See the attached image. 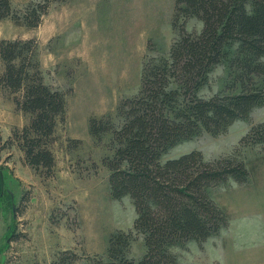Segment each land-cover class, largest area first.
Here are the masks:
<instances>
[{"label": "trees", "instance_id": "1", "mask_svg": "<svg viewBox=\"0 0 264 264\" xmlns=\"http://www.w3.org/2000/svg\"><path fill=\"white\" fill-rule=\"evenodd\" d=\"M66 1H31L16 10L11 0H0V21L11 19L35 30L52 4ZM189 18L202 22L200 32L185 30ZM171 24L177 39L167 55L146 57L138 93L121 99L115 116L88 121L96 143L110 137L109 154L102 159L110 196L129 197L135 210L132 230L112 233L105 254L88 264H178L173 247L204 242L228 225L229 215L211 198V189L230 179L238 184L249 179L246 164L233 155L211 161L199 151L165 161L162 157L175 144L204 132L223 134L264 106V0H176ZM38 57L36 38L0 40V90L27 118L6 143L19 148L23 162L37 175L50 179L56 165L51 145L68 107L66 94L44 81ZM220 65L226 69L225 93L202 96ZM249 133L259 137L254 142H264V122ZM3 190L0 171V196ZM136 235L145 246L138 260L129 256ZM77 260L67 250L52 264Z\"/></svg>", "mask_w": 264, "mask_h": 264}, {"label": "rangeland", "instance_id": "2", "mask_svg": "<svg viewBox=\"0 0 264 264\" xmlns=\"http://www.w3.org/2000/svg\"><path fill=\"white\" fill-rule=\"evenodd\" d=\"M31 1L37 0H13V7L22 10ZM175 1L84 0L79 12L88 16L87 25L79 23L76 28L84 37L93 38L87 51L79 45L76 53H54L51 41H41L38 59L44 81L66 94L68 107L66 122L57 126L51 145L56 164L53 178L37 175L23 162L19 148L6 143L11 131L21 128L27 118L0 90L4 189L0 196V264H52L67 250L78 256L75 264H88L105 254L112 233L132 230V200L110 196L108 170L102 165L109 154L110 137L96 143L88 132V121L115 116L119 101L140 90L146 57L167 55L178 35L171 24ZM60 4H52L49 10ZM201 28L196 18L185 23L189 33ZM37 31L17 26L11 19L0 21V40L37 38ZM225 79V67H216L201 95L225 93ZM263 122L264 106H258L225 133L204 132L175 144L163 155V161L191 151L201 152L209 161L233 155L250 172L246 183L230 179L211 189V198L229 215L228 225L204 242L192 240L173 247L178 264H264V142H254L259 137L249 133L252 126ZM73 140L80 144L74 146ZM144 252L142 236H134L129 256L138 260Z\"/></svg>", "mask_w": 264, "mask_h": 264}, {"label": "crops", "instance_id": "3", "mask_svg": "<svg viewBox=\"0 0 264 264\" xmlns=\"http://www.w3.org/2000/svg\"><path fill=\"white\" fill-rule=\"evenodd\" d=\"M82 1L84 0H68L48 11V14L43 17L42 23L36 29L38 30L36 38L38 47L41 41H51L54 53L66 54L76 53L79 45L82 51H87L86 48H90L93 38L89 35L84 37L85 33L81 34L76 28L79 23L84 26L87 25L88 16L83 12H79V9H82L80 8ZM11 3L13 6V0H11ZM87 45L89 46L87 47Z\"/></svg>", "mask_w": 264, "mask_h": 264}, {"label": "bare ground", "instance_id": "4", "mask_svg": "<svg viewBox=\"0 0 264 264\" xmlns=\"http://www.w3.org/2000/svg\"><path fill=\"white\" fill-rule=\"evenodd\" d=\"M146 7H147V6H146ZM141 8H142V7H141ZM141 8H140V9H141ZM145 9H146V8H145ZM148 9H149V8H148ZM140 11H141V10H140ZM107 59H108V58H107ZM90 61H91V60H90ZM106 61H108V60H106ZM105 67H106V66H105ZM93 70H94V69H93ZM107 70H108V69H107ZM96 71H97V70H96ZM93 73H94V72H93ZM91 74H92V73H91ZM94 74H95V73H94ZM92 75H93V74H92ZM95 75H97V74H95ZM95 75H94V76H95ZM93 89H94V88H93ZM98 90H99V89H98ZM92 98H93V97H92ZM94 100H95V99H94Z\"/></svg>", "mask_w": 264, "mask_h": 264}]
</instances>
